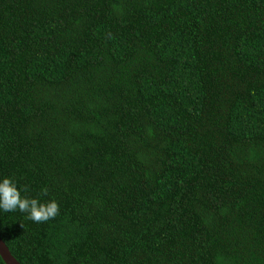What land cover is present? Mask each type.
<instances>
[{
  "label": "trees",
  "instance_id": "16d2710c",
  "mask_svg": "<svg viewBox=\"0 0 264 264\" xmlns=\"http://www.w3.org/2000/svg\"><path fill=\"white\" fill-rule=\"evenodd\" d=\"M4 177L21 264H264V0H0Z\"/></svg>",
  "mask_w": 264,
  "mask_h": 264
},
{
  "label": "clouds",
  "instance_id": "9594fccd",
  "mask_svg": "<svg viewBox=\"0 0 264 264\" xmlns=\"http://www.w3.org/2000/svg\"><path fill=\"white\" fill-rule=\"evenodd\" d=\"M28 190L26 186L23 188L25 193ZM42 194L47 195L46 188L42 189ZM0 209L5 212L19 210L27 214V219L36 223L47 222L60 214V206L55 200L41 203L36 198L22 196L21 190L11 177H4L0 180Z\"/></svg>",
  "mask_w": 264,
  "mask_h": 264
},
{
  "label": "water",
  "instance_id": "95a60500",
  "mask_svg": "<svg viewBox=\"0 0 264 264\" xmlns=\"http://www.w3.org/2000/svg\"><path fill=\"white\" fill-rule=\"evenodd\" d=\"M0 257L5 264H21L9 251L7 245L0 238Z\"/></svg>",
  "mask_w": 264,
  "mask_h": 264
}]
</instances>
